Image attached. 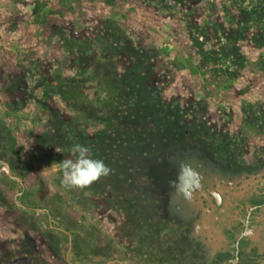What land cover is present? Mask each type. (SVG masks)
Masks as SVG:
<instances>
[{"label":"rangeland","instance_id":"obj_1","mask_svg":"<svg viewBox=\"0 0 264 264\" xmlns=\"http://www.w3.org/2000/svg\"><path fill=\"white\" fill-rule=\"evenodd\" d=\"M263 178L264 0H0V264H264Z\"/></svg>","mask_w":264,"mask_h":264},{"label":"clouds","instance_id":"obj_2","mask_svg":"<svg viewBox=\"0 0 264 264\" xmlns=\"http://www.w3.org/2000/svg\"><path fill=\"white\" fill-rule=\"evenodd\" d=\"M74 159L63 160L60 167L63 184L70 188H85L110 174L111 169L103 160L93 158L87 146L75 145L72 148Z\"/></svg>","mask_w":264,"mask_h":264},{"label":"flooded vegetation","instance_id":"obj_3","mask_svg":"<svg viewBox=\"0 0 264 264\" xmlns=\"http://www.w3.org/2000/svg\"><path fill=\"white\" fill-rule=\"evenodd\" d=\"M216 190L220 192L218 188H216ZM220 194L222 196L220 204H217L215 199L209 194L215 206L212 215V218L215 220L214 224H217L220 219H223V221L232 219L235 223H239L240 220L245 219L244 230L247 232L255 215L264 216V178L254 189L247 190L245 193H242L241 196L234 198L231 202L226 200L221 192ZM225 211H227V213Z\"/></svg>","mask_w":264,"mask_h":264},{"label":"water","instance_id":"obj_4","mask_svg":"<svg viewBox=\"0 0 264 264\" xmlns=\"http://www.w3.org/2000/svg\"><path fill=\"white\" fill-rule=\"evenodd\" d=\"M208 193L215 199L217 204H220L222 201V196L220 194V192L214 188H209L208 189ZM29 258H20L17 259L13 264H29ZM67 261H70V251L67 254ZM106 264H123L122 262L118 261V260H112L107 262Z\"/></svg>","mask_w":264,"mask_h":264}]
</instances>
